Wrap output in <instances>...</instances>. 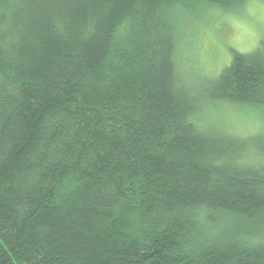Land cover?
I'll return each mask as SVG.
<instances>
[{
    "label": "trees",
    "instance_id": "1",
    "mask_svg": "<svg viewBox=\"0 0 264 264\" xmlns=\"http://www.w3.org/2000/svg\"><path fill=\"white\" fill-rule=\"evenodd\" d=\"M243 1L0 0V264H264V38L176 62L181 18Z\"/></svg>",
    "mask_w": 264,
    "mask_h": 264
},
{
    "label": "rangeland",
    "instance_id": "2",
    "mask_svg": "<svg viewBox=\"0 0 264 264\" xmlns=\"http://www.w3.org/2000/svg\"><path fill=\"white\" fill-rule=\"evenodd\" d=\"M234 10L210 4L199 16L180 19L176 62L181 78L188 84L198 83L202 74L219 70L230 60L231 49L249 51L264 38V0H244ZM197 115L201 124L242 136L263 125L259 107L226 101L204 103Z\"/></svg>",
    "mask_w": 264,
    "mask_h": 264
}]
</instances>
